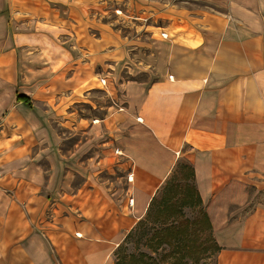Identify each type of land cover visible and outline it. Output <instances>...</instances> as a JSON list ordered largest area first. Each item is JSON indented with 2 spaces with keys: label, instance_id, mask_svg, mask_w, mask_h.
Segmentation results:
<instances>
[{
  "label": "crops",
  "instance_id": "0c3cea01",
  "mask_svg": "<svg viewBox=\"0 0 264 264\" xmlns=\"http://www.w3.org/2000/svg\"><path fill=\"white\" fill-rule=\"evenodd\" d=\"M57 1L62 14L12 0L21 10L10 33L0 8V264H115L180 159L193 168L216 264H264V204L253 193L264 190V0L231 7L233 21L153 11L146 27L191 28L201 40L184 57L178 36L159 40L141 61L129 49L137 42L90 18L98 0ZM151 59L156 72H129ZM74 103L103 114L85 117Z\"/></svg>",
  "mask_w": 264,
  "mask_h": 264
},
{
  "label": "rangeland",
  "instance_id": "374dc122",
  "mask_svg": "<svg viewBox=\"0 0 264 264\" xmlns=\"http://www.w3.org/2000/svg\"><path fill=\"white\" fill-rule=\"evenodd\" d=\"M30 1V0H29ZM42 2L40 0H35L36 6L38 8H22L23 10L31 11L32 13H37L38 11L41 12L42 10H46L48 6L54 7V12L58 14H62V8L68 7L67 5H63L57 0H44ZM244 0H98L97 4H93V7L96 9H92L90 11V18L93 20L97 17V20L103 21L104 23H109L114 29L119 31L120 35H123L126 38V41L129 40L130 43H135V46L129 47L130 50L137 51L139 53V57H135L136 59L142 60L143 51L144 53H155L157 48L159 47V40L162 41H169L168 38H173L178 36L175 43L183 48L184 51H178V57L180 56L181 51L183 52V57L189 55L186 48H191L192 46L198 44L201 40L199 37L198 32L190 30L188 28L187 22H183L182 25L187 27L191 32H185L183 30H178V27L174 29L173 25L169 29L159 28V27H146V24H156L159 20L157 19V10L164 9V12L169 15H177L179 17L182 16H197L199 14L208 12L214 13L216 15H223L225 14L227 17H230L233 21V12L231 11V7L234 5H242ZM26 3V1H24ZM67 2V1H66ZM52 3L54 5H52ZM69 3V2H68ZM72 4H76L75 1H71ZM80 3V2H79ZM6 5V14L7 20L9 22L7 31H13L14 22L15 24L17 18H20L18 15V11L21 10L17 8L16 2H12V0H0V8ZM70 9V8H69ZM156 10V11H155ZM157 12L156 14L154 12ZM161 11V10H160ZM10 13V14H9ZM185 14V15H182ZM47 16V14H45ZM259 16V14H257ZM261 15V22L264 25V13ZM12 16V18H10ZM57 17V16H56ZM28 18V17H27ZM2 20L0 19V28H2ZM180 20V19H178ZM190 20V19H189ZM60 23H63L61 19H56ZM20 23V22H19ZM25 26L28 22H24ZM167 23V22H165ZM191 25V24H190ZM193 27V26H192ZM194 28V27H193ZM9 29V30H8ZM20 29V28H19ZM29 31V27L26 28ZM178 30V32H177ZM193 31V32H192ZM53 32V31H49ZM47 32L48 36H54V34H50ZM161 32H165L167 34L166 39H159L163 38ZM187 33L188 40L185 38V34ZM264 37V28L262 30L257 31V33H262ZM93 34V31H90ZM2 32H0V35ZM62 35V31H58L57 35L61 39L69 40L71 34ZM153 34L154 37L158 39H152L150 35ZM183 35V36H182ZM196 35V36H195ZM152 39V40H151ZM146 43L147 45H143L142 43ZM151 44V45H150ZM71 45V44H70ZM150 45V46H149ZM46 46V45H45ZM150 49H149V47ZM52 47V46H50ZM164 48H167L163 46ZM130 55V54H129ZM153 57V55H152ZM137 63V62H135ZM158 62L150 60V63L147 64H140L135 65L129 72H156ZM117 96L113 100V104H116V108L121 110L124 107L123 102H118L116 100L117 97H120L121 91L117 90ZM99 94L100 92L96 91L95 95ZM94 95V96H95ZM102 95V94H101ZM74 109L78 112V114H82L85 117H93V116H101L103 114V109L99 108L98 106H92L89 103H74ZM60 126V125H58ZM57 131L63 132L60 128H57ZM66 133V131H64ZM182 164H189L185 159H180L177 161L176 165L172 169V173L175 172L174 176H177L178 183H189L191 182L187 180V175L184 178V175L187 174V169L182 167ZM171 173V174H172ZM170 174V175H171ZM169 175V176H170ZM195 184V183H194ZM163 185V184H162ZM161 185V186H162ZM161 186L159 190L161 189ZM158 190V192H160ZM176 191L173 190L170 192L169 197L174 196L175 194L178 195V220L180 219H187V220H201L202 216L199 212V206L192 205V206H181V196L183 191L175 193ZM252 193V191L250 190ZM255 194V201L261 202L264 204V190L263 189H256L253 192ZM203 204H202V207ZM205 210V209H204ZM166 213V209L164 208L162 211L156 212L154 219L163 216ZM144 216L142 217V219ZM154 219H147L143 226L134 225V227L128 232L126 238L123 239L122 243L115 251V258L119 260L122 264H216V253L218 249L212 243L210 236L207 234V231H203L201 236L198 240H196V234L193 233V229L195 228V224H191L188 227V230L191 231L190 237L187 241V248H181V245L178 243V251L174 247L173 250L169 248L166 244L159 242V239L156 238V232L160 228L158 222ZM202 224V222H200ZM202 229L204 228L201 225ZM205 230V229H204ZM212 233V232H211ZM213 237V235H212ZM214 239V237H213ZM215 241V240H214ZM180 249L185 251L184 256L181 255ZM178 252V255H177ZM173 253V254H172ZM172 254V255H170ZM178 256V260L174 261V258Z\"/></svg>",
  "mask_w": 264,
  "mask_h": 264
},
{
  "label": "trees",
  "instance_id": "16d2710c",
  "mask_svg": "<svg viewBox=\"0 0 264 264\" xmlns=\"http://www.w3.org/2000/svg\"><path fill=\"white\" fill-rule=\"evenodd\" d=\"M17 100H23L26 103L30 104L29 98L24 95H17ZM182 167L187 169V174L184 175V178L187 175V180L191 182L189 183H178L177 176H174L175 172H173L168 178L165 180L164 184L156 190L155 194L151 197L147 210L145 212L144 218L139 219L135 225L143 226L147 219H154L156 212L162 211L164 208L166 209V213L163 216L155 218L154 220L158 222L160 228L156 232V238L159 239V242L166 244L171 250L176 248L178 251V243L181 245V248L186 249L187 241L190 237L191 231L188 230V227L191 224H195V228L193 229V233L196 234V240L199 239L201 233L203 231H207V234L210 236L212 243L216 249H218V245L214 241L211 233V224L209 218L202 207V200L198 194L196 186L194 184V173L193 168L190 164H182ZM158 190L160 192H158ZM175 190L177 193L183 191L181 196V206H192L197 205L199 206V212L202 216L201 220H187V219H180L178 220V195L175 194L172 197H169L170 192ZM202 222V224H200ZM203 225V229L201 227ZM205 229V230H204ZM129 235V233H127ZM125 236V238L127 237ZM119 247V246H118ZM183 249L181 251V255L184 256L185 251ZM173 254V253H172ZM170 254V255H172ZM178 255V252H177ZM178 260V256L174 258V261ZM115 264H122L115 258Z\"/></svg>",
  "mask_w": 264,
  "mask_h": 264
},
{
  "label": "built area",
  "instance_id": "2783aa9c",
  "mask_svg": "<svg viewBox=\"0 0 264 264\" xmlns=\"http://www.w3.org/2000/svg\"><path fill=\"white\" fill-rule=\"evenodd\" d=\"M164 36V34H162ZM103 81V80H101ZM129 205H132V199H129Z\"/></svg>",
  "mask_w": 264,
  "mask_h": 264
},
{
  "label": "bare ground",
  "instance_id": "6f19581e",
  "mask_svg": "<svg viewBox=\"0 0 264 264\" xmlns=\"http://www.w3.org/2000/svg\"><path fill=\"white\" fill-rule=\"evenodd\" d=\"M181 28H183V27H181ZM186 38H188V36L186 35Z\"/></svg>",
  "mask_w": 264,
  "mask_h": 264
}]
</instances>
